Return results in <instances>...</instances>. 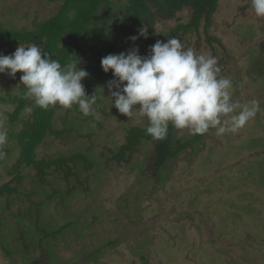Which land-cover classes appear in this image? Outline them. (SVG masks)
I'll return each instance as SVG.
<instances>
[{
  "label": "rangeland",
  "instance_id": "rangeland-1",
  "mask_svg": "<svg viewBox=\"0 0 264 264\" xmlns=\"http://www.w3.org/2000/svg\"><path fill=\"white\" fill-rule=\"evenodd\" d=\"M58 6L47 0H0V22L9 28H31L34 20L47 19ZM190 14L184 8L173 20L157 21L153 28L165 34L188 22ZM177 39L185 48L216 57L220 76L232 81L233 100L241 104L258 101L260 110L236 133L217 135L211 129L194 150L168 162L164 184L160 179L143 178L139 171V165L150 161L151 143L142 144L132 162H108L104 168L83 172L81 180L89 183L86 190L95 195L93 199L74 196L71 208L84 217L91 207L90 228L85 229L83 239L70 238L67 246L59 236L62 262L94 264L84 257L103 246L97 264H264V18L254 14L248 0H217L206 33L202 24L199 31ZM120 43L129 51L138 48L142 57L152 47L145 48L130 37ZM18 46L1 43L0 54L12 55ZM22 74L16 73L15 78L7 72L0 74V91H15ZM102 86L104 104L99 106L111 103L106 114L95 110L97 119L59 108L57 128L72 130L62 139L48 138L39 148L40 157L83 151L99 157L124 143L127 128L143 126L145 117L128 118L112 107L108 84ZM12 109L0 104L4 125ZM192 136L187 129H176L177 138ZM7 181L0 167V183ZM95 212L98 219L93 217ZM42 239L39 233L33 243L41 240L44 244ZM110 242L116 244L109 246ZM0 264L11 263L0 253Z\"/></svg>",
  "mask_w": 264,
  "mask_h": 264
},
{
  "label": "trees",
  "instance_id": "trees-1",
  "mask_svg": "<svg viewBox=\"0 0 264 264\" xmlns=\"http://www.w3.org/2000/svg\"><path fill=\"white\" fill-rule=\"evenodd\" d=\"M47 1L58 3L57 10L45 20H34L31 28H9L0 22V44H37L62 65L78 58L79 67L89 73L82 81L86 95H96L97 103L93 107L101 114H106L111 104L105 102L106 106H99L104 104L100 97L102 85L114 79L111 71L102 70L101 59L109 54L129 52L122 47L121 39L138 37L135 42L146 48L157 40L167 42L169 38L197 32L202 24L206 33L217 4V0ZM184 8L191 13L188 22L176 25L165 34L153 28L157 21L173 20ZM142 28L147 29L146 39L139 34ZM261 58L263 56L258 60L263 62ZM25 91L22 84L15 91L8 88L0 91V104L13 108L5 123L9 133V141L3 149L6 156L0 160L2 175L8 178L6 183H0V253L11 264H72L71 260L61 261L57 244L59 236L64 246L70 238L83 239L85 229L90 228L87 215L91 207L84 217L74 214L71 208V198L76 195L94 198V192L86 190L89 183L81 180L83 172L93 167L104 168L108 162L119 165L132 162L140 146L151 143L152 150L147 153L150 161L139 165V171L143 178L160 179L159 183L164 184L165 165L177 160L185 151L194 150L206 135L180 139L176 137L177 128L169 125L167 137L155 140L146 132L148 121L145 118L142 127L127 128L124 143L109 153H102L103 157H96L90 151L40 157L39 148L48 138L62 139L72 129L57 128L56 114L60 106L47 110L36 107L24 98ZM29 107L33 109L31 112L27 111ZM68 113L82 114L75 105ZM66 123L69 124L68 120ZM98 216L95 212L93 217L98 219ZM39 233L43 235L44 244L41 240L33 243ZM104 251L103 246L94 247L84 261L97 264Z\"/></svg>",
  "mask_w": 264,
  "mask_h": 264
},
{
  "label": "clouds",
  "instance_id": "clouds-1",
  "mask_svg": "<svg viewBox=\"0 0 264 264\" xmlns=\"http://www.w3.org/2000/svg\"><path fill=\"white\" fill-rule=\"evenodd\" d=\"M250 3L254 14L264 18V0ZM139 34L146 39L147 29L142 28ZM130 39L135 42L138 37ZM80 63L77 58L62 65L37 44H20L12 55L0 54V74L7 72L15 78L16 73H23L24 98L36 107L71 109L75 105L84 116L98 119L93 107L97 97L86 95L82 81L89 73L79 67ZM101 67L114 77L108 83L112 107L128 118L137 114L145 117L146 132L155 140L167 137L169 125L193 135H204L211 129L217 135L236 133L260 110L258 101L241 104L233 100L232 81L220 76L216 57L185 48L175 37L167 42L157 40L146 57L139 55L138 48L109 54L101 59ZM8 141L0 114V160L6 156L3 149Z\"/></svg>",
  "mask_w": 264,
  "mask_h": 264
}]
</instances>
